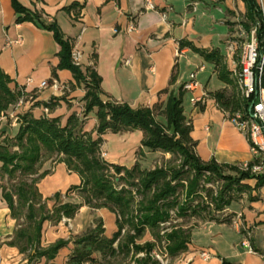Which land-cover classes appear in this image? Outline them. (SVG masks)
<instances>
[{"label":"crops","instance_id":"obj_1","mask_svg":"<svg viewBox=\"0 0 264 264\" xmlns=\"http://www.w3.org/2000/svg\"><path fill=\"white\" fill-rule=\"evenodd\" d=\"M18 2L31 18H25L26 13H18L12 0H0V67L10 77L12 90H25L23 104L18 108L11 106L0 115L1 144L18 134L17 114L30 111L36 116L61 117L64 124L72 113L83 114L84 83L77 84L69 69H57L55 73L60 63V46L53 32L41 23L54 22L72 41L73 48L81 51V67L93 66L94 62L105 100L126 102L134 108L152 107L167 100L168 94L161 92L169 87L175 67L177 79L171 86L175 92L192 72H196L200 87L185 90L183 109L193 124L192 137L198 141L199 155L206 160L215 159L220 164L238 166L254 159L246 135L227 118L215 99L208 95L204 103H192L193 96H200L203 92L208 94L228 85L219 79L213 63L190 47L180 48V41L187 40L198 48L220 49L229 69L236 70L232 38L236 22L246 12L243 0H154L155 10H145V0ZM73 4H79L81 8L68 10ZM54 79L60 88L52 86ZM43 81H48L46 87H41ZM52 99L58 103L49 109L45 103ZM159 119L165 121L164 117ZM97 123L95 109L86 117L84 129L96 135ZM104 139L103 156L109 162L127 167L138 161L143 168H154L153 161L157 157L171 156L144 147L141 130L108 132ZM2 165L0 161V167ZM45 170L48 173L38 182L44 198H51L57 192L65 194L71 186L81 184L80 175L69 170L62 160L45 161L41 172ZM248 182L254 187L256 179ZM253 193L259 199L234 201L225 208L223 215L241 216L251 229L254 252L243 246L244 230L238 225L207 221L191 230L188 249L181 255L179 264H264V186ZM65 201L81 202L76 196L65 198ZM53 205L54 202L49 201V208ZM96 218L103 220L108 236L117 230L114 213L83 205L73 218L46 221L42 245L82 234L95 224ZM16 228L17 221L4 198L0 178V264L28 262L17 246L8 243ZM72 248L73 242L70 241L54 259L42 258L37 264H66ZM202 252H208L211 257L203 258Z\"/></svg>","mask_w":264,"mask_h":264},{"label":"trees","instance_id":"obj_2","mask_svg":"<svg viewBox=\"0 0 264 264\" xmlns=\"http://www.w3.org/2000/svg\"><path fill=\"white\" fill-rule=\"evenodd\" d=\"M243 1L246 12L242 25L248 31L257 26L258 39L262 42L264 12L257 0ZM12 2L18 13H26L25 18H31L18 0ZM76 7L81 8L73 4L67 9ZM41 23L53 32L60 46V63L55 73L57 69H69L77 84L84 83L86 93L82 115L74 112L64 124L61 117L36 116L30 111L17 114L18 134L5 144L0 143L3 162L0 178L11 182L10 185L1 183V187L11 215L17 221L8 243L26 255L27 264H37L42 258L54 259L70 241L73 248L66 264H163L153 252L162 248L166 257L181 256L188 249L194 227L207 221L233 224L236 214L223 215V211L232 202L243 199L245 192L263 187L264 176L199 155L198 141L192 137L193 124L184 114L185 89L183 85L177 92L171 89L177 79L176 67L169 87L161 92L168 94L166 101L152 107L134 108L126 102L105 100L101 77L94 65L83 69L74 64L72 41L56 23ZM184 47H190L213 63L219 79L230 87L209 92V97L224 112H229L230 117L234 112L248 111L252 100L241 94L234 71L229 69L220 49H203L190 41H180V48ZM10 81L0 67V115L25 94L12 90ZM57 103L52 99L45 106L53 109ZM95 109L96 135L84 129L86 117ZM135 130L143 132L144 147L169 153L171 158L154 168H143L138 161L131 167L109 162L103 156L104 135ZM49 159L64 161L69 170L80 175L81 184L71 186L65 194L57 192L51 198H44L38 182L48 173L41 169ZM226 170L234 174L225 175ZM252 179H256L254 187L248 182ZM73 196L81 202L65 201ZM257 199L259 196L249 197L250 201ZM49 201L54 202L52 208L48 206ZM83 205L114 213L117 230L113 235L108 236L103 220L96 218L95 224L82 234L43 246L44 223L73 218ZM193 219L195 224L190 223ZM148 234L153 239L143 241Z\"/></svg>","mask_w":264,"mask_h":264},{"label":"built area","instance_id":"obj_3","mask_svg":"<svg viewBox=\"0 0 264 264\" xmlns=\"http://www.w3.org/2000/svg\"><path fill=\"white\" fill-rule=\"evenodd\" d=\"M257 2L264 12V0H257ZM155 9H157V6L154 0H145V10ZM240 35L244 38V41L239 59L240 67L234 70V75L241 94L252 100L250 104V106L252 105V109L250 110L249 106L248 111L234 112L231 117L229 116V112H225V114L246 135L250 142L254 159L241 165V168L250 170L255 176H264V40L262 42L259 41L257 26H253L248 31L241 24ZM71 57L74 64L80 65L82 58L81 51L73 48ZM92 65H94V62H92ZM28 80L31 81L30 78ZM200 84L196 72H192L189 79L183 84V87L185 90H196L200 87ZM47 85L48 81L41 83V87H46ZM52 86L56 89L60 88V84L56 79L53 80ZM21 91L25 92L23 89ZM207 97L208 94L203 92L200 96H193L191 101L194 105H199L204 103ZM23 102L24 98L22 96L15 107H20ZM233 224L238 225L244 230L242 244L249 251L254 252V247L251 244L252 233L249 226L242 220L241 216L234 218ZM201 255L205 259L211 257L208 252H202Z\"/></svg>","mask_w":264,"mask_h":264},{"label":"rangeland","instance_id":"obj_4","mask_svg":"<svg viewBox=\"0 0 264 264\" xmlns=\"http://www.w3.org/2000/svg\"><path fill=\"white\" fill-rule=\"evenodd\" d=\"M244 17L243 15H241L239 17V20L236 22L235 26H234V33H235V36L232 38L233 41L235 42L234 43V58H235V61H236V64H237V69H239L240 67V64H238V57H240V54H241V50H242V43L244 41V38L240 35V25L242 24V21H243ZM230 89V87H228ZM171 158V156H170ZM170 158H166L165 156H159L157 157L153 162V164L156 166V165H162L164 163H166ZM225 175H229V174H234L232 171L230 170H226ZM1 183H5L7 185H10L11 182H9L7 179H5L4 181H1ZM217 187V186H216ZM250 196H258V195H255L252 192H245L243 198L244 199H248L249 200V197ZM250 201V200H249ZM181 222V221H180ZM196 220L193 219L190 223L191 224H195ZM147 239H150L152 240V236L151 235H147L143 241L147 240ZM162 248H159L158 250L154 251L153 254L155 255L156 258L160 259L163 264H179V261L181 259V256L177 257V258H170L169 256H164L162 254Z\"/></svg>","mask_w":264,"mask_h":264},{"label":"water","instance_id":"obj_5","mask_svg":"<svg viewBox=\"0 0 264 264\" xmlns=\"http://www.w3.org/2000/svg\"><path fill=\"white\" fill-rule=\"evenodd\" d=\"M252 109V105L250 106V110Z\"/></svg>","mask_w":264,"mask_h":264}]
</instances>
